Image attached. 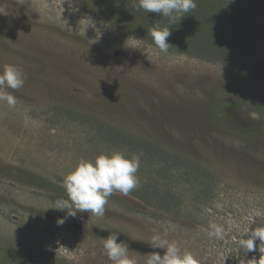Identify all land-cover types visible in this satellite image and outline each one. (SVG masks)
<instances>
[{"label": "rangeland", "instance_id": "obj_1", "mask_svg": "<svg viewBox=\"0 0 264 264\" xmlns=\"http://www.w3.org/2000/svg\"><path fill=\"white\" fill-rule=\"evenodd\" d=\"M196 2L164 53L138 0H0V72L26 76L0 101V264H113L111 232L137 264L166 251L154 234L199 264L264 255L240 247L264 224V0ZM114 152L139 155V186L57 226L64 177Z\"/></svg>", "mask_w": 264, "mask_h": 264}, {"label": "clouds", "instance_id": "obj_2", "mask_svg": "<svg viewBox=\"0 0 264 264\" xmlns=\"http://www.w3.org/2000/svg\"><path fill=\"white\" fill-rule=\"evenodd\" d=\"M138 8L147 13H158L167 18L168 24L157 23L148 30L155 46L164 53L171 47L168 38L171 35L170 27L177 24L187 13L197 8L196 0H138ZM26 80L24 70L15 64H5L0 72V101L15 107L17 98L8 90H18L23 87ZM140 167L139 155L133 154L130 158L122 152L100 154L94 161L84 160L78 163L76 168L64 177L63 185L67 199H57L55 207L58 211H64L65 216L58 218L57 226H62L68 218H74L77 212H89L96 216H103L108 198L115 192L124 196L139 186L140 180L137 172ZM221 205L217 204V207ZM210 238L222 240L225 229L222 225L210 222L202 229ZM120 232H111L104 239V249L109 260L113 264H137L136 260L129 256V246L125 242H117ZM260 240L259 251L264 253V224L251 231L248 238L240 240L242 251L247 254L256 247V241ZM153 248L166 249L163 256L159 252H152L147 257V264H199L198 259L190 252H182L175 241H169L154 234L151 237ZM254 264H264V255Z\"/></svg>", "mask_w": 264, "mask_h": 264}, {"label": "bare ground", "instance_id": "obj_3", "mask_svg": "<svg viewBox=\"0 0 264 264\" xmlns=\"http://www.w3.org/2000/svg\"><path fill=\"white\" fill-rule=\"evenodd\" d=\"M36 5V4H35ZM47 10V9H46ZM49 11V10H48ZM46 13V12H45ZM48 13V12H47ZM46 13V14H47ZM57 12H55L54 14H56ZM51 14V13H50ZM53 14V13H52ZM53 14V15H54ZM57 15V14H56ZM48 16V15H47ZM50 16V15H49ZM53 17V16H52ZM58 17V16H57ZM61 18V17H60ZM60 22V21H59ZM71 28V27H70ZM105 36V35H104ZM49 40V39H48ZM63 42V41H62ZM64 43V42H63ZM101 43V42H100ZM64 46V45H63ZM100 46V45H99ZM89 50V49H88ZM40 52V51H39ZM111 53V52H110ZM124 53V52H123ZM131 58V57H130ZM51 62V61H50ZM121 62V61H120ZM116 64V63H115ZM122 65V64H121ZM68 70V69H67ZM29 207V206H28ZM33 214H34V212H33ZM29 217V216H28ZM22 218V217H21Z\"/></svg>", "mask_w": 264, "mask_h": 264}, {"label": "water", "instance_id": "obj_4", "mask_svg": "<svg viewBox=\"0 0 264 264\" xmlns=\"http://www.w3.org/2000/svg\"><path fill=\"white\" fill-rule=\"evenodd\" d=\"M145 251V249H143ZM148 251L149 253H152V252H156V251H153L152 249H149V250H146Z\"/></svg>", "mask_w": 264, "mask_h": 264}]
</instances>
